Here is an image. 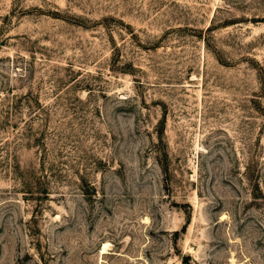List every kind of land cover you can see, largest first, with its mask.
Wrapping results in <instances>:
<instances>
[{"label": "rangeland", "instance_id": "374dc122", "mask_svg": "<svg viewBox=\"0 0 264 264\" xmlns=\"http://www.w3.org/2000/svg\"><path fill=\"white\" fill-rule=\"evenodd\" d=\"M0 264H264V0H0Z\"/></svg>", "mask_w": 264, "mask_h": 264}]
</instances>
